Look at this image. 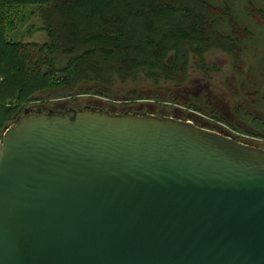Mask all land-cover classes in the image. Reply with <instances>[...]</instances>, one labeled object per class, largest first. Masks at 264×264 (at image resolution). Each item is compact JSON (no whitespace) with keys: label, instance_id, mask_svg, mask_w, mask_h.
<instances>
[{"label":"water","instance_id":"1","mask_svg":"<svg viewBox=\"0 0 264 264\" xmlns=\"http://www.w3.org/2000/svg\"><path fill=\"white\" fill-rule=\"evenodd\" d=\"M0 264H264V149L176 116L25 108L0 139Z\"/></svg>","mask_w":264,"mask_h":264},{"label":"trees","instance_id":"2","mask_svg":"<svg viewBox=\"0 0 264 264\" xmlns=\"http://www.w3.org/2000/svg\"><path fill=\"white\" fill-rule=\"evenodd\" d=\"M32 3L45 39L5 40L6 5ZM249 14L264 24V9L254 4ZM250 36L226 0H0V129L22 112L14 102L69 96L82 82L144 74L183 83L191 59L208 71L205 53H238Z\"/></svg>","mask_w":264,"mask_h":264},{"label":"rangeland","instance_id":"3","mask_svg":"<svg viewBox=\"0 0 264 264\" xmlns=\"http://www.w3.org/2000/svg\"><path fill=\"white\" fill-rule=\"evenodd\" d=\"M226 3L230 6L234 18L242 26L249 28L251 36L239 44L240 51L238 53H228L216 49L205 53V62L211 67L208 71L204 72L199 69L196 66L198 60L191 59L188 77L183 83L165 80L156 83L144 74H140L136 79H127L124 82L115 80L111 86H103L94 81L82 82L69 96H61L46 101L40 99L21 100L19 104L14 102L13 105L22 107V112L25 108L61 110L70 107L83 108L84 106H95L113 112H122L124 108L131 107L133 110L143 112L151 110L160 116H176L185 120H193L195 124L204 127H207V123L211 122V126L216 130L219 127L216 120L222 121V118L220 116L215 118L213 115L222 114L226 118L225 113H227V118L234 119L235 117L236 119L238 117L251 125L249 118L244 115L245 112L254 113L255 111L264 118V105L261 104L259 107L253 108L247 99L252 73L256 75L259 82L264 84V74L260 70L264 68V24L249 14V8L255 4L258 8L264 9V0H226ZM37 7L38 4L34 3L6 5L5 40L10 42L17 40L41 42L45 39V32L41 29L40 21L35 12ZM219 29L224 34L230 33V27L226 24H220ZM50 79H53V75L50 76ZM194 80L208 85V90L217 100L218 106L221 107L220 113L207 105L204 96H187L188 92L195 89ZM96 89L104 91L106 94L98 93ZM140 104L148 105L140 108ZM14 119L10 121L13 122ZM258 126L257 124L253 130L249 131H255L257 134V131L263 132L258 129ZM227 132L237 136L240 140L254 143L252 134L248 132H244L243 135L236 134L231 130ZM260 144L264 145V141Z\"/></svg>","mask_w":264,"mask_h":264},{"label":"flooded vegetation","instance_id":"4","mask_svg":"<svg viewBox=\"0 0 264 264\" xmlns=\"http://www.w3.org/2000/svg\"><path fill=\"white\" fill-rule=\"evenodd\" d=\"M264 67V66H263ZM261 73L264 74V68L260 69ZM253 72V71H252ZM205 74V73H204ZM251 84L249 85V94H247V99L249 101V103L251 104V107L256 108L259 107L261 104L264 105V84H262L261 82H259L256 78L255 74H251ZM195 85V89H193L192 91L190 89H188L191 92H188L186 90V92H188L187 96L189 97H200V96H204L206 99V103L209 107L215 108L219 113L221 112V107L218 106L217 104V100L215 98H213L212 94L210 93V91L208 90V85L207 84H202L200 83L198 80H194ZM185 92V93H186ZM239 106V105H238ZM241 106V105H240ZM91 107H95V106H91ZM98 108V107H97ZM128 109L124 108L123 110H130V111H138V113H142L143 111H139V110H133V108L131 109V107H127ZM242 108V107H241ZM53 109V108H51ZM55 109V108H54ZM48 110V109H47ZM147 112V111H144ZM149 112H152L151 110H149ZM245 112V111H244ZM152 113H156V112H152ZM226 114V118L225 116L221 115H213L215 118H218V116H220L222 118V121L216 120L218 123V130H216V128H213L211 126V122H208L207 127L208 129L214 130V131H218V132H222L223 134L232 137L233 139L237 140V141H242L244 143L250 144V145H254L260 148L264 149V145H261L260 143L263 140V135H264V118H262V116L258 115L255 111L254 113L252 112H245L244 115H246L245 117L249 118V121H251V125H248L246 120L241 119V118H236L234 117V119H229L227 118V113ZM162 116V115H161ZM206 119H208L205 115H203ZM209 120V119H208ZM193 121V120H192ZM12 121L5 123V125H9L11 124ZM254 123V126H253ZM258 126V129L263 132H258V134L254 131H249V130H253V128L256 126ZM247 127H248V131H247ZM231 130L233 132H235L236 134L239 135H243L244 132H248L250 134H252V138L254 139V143L251 141H244V140H240L237 136H234L230 133H228L227 131ZM4 131V126H2V128L0 129V135L2 136V133ZM258 144V145H257Z\"/></svg>","mask_w":264,"mask_h":264},{"label":"built area","instance_id":"5","mask_svg":"<svg viewBox=\"0 0 264 264\" xmlns=\"http://www.w3.org/2000/svg\"><path fill=\"white\" fill-rule=\"evenodd\" d=\"M1 137H2V136L0 135V139H1Z\"/></svg>","mask_w":264,"mask_h":264}]
</instances>
